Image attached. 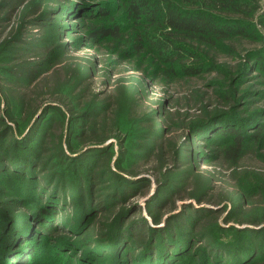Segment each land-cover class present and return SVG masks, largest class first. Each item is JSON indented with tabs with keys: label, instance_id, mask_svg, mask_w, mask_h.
<instances>
[{
	"label": "rangeland",
	"instance_id": "1",
	"mask_svg": "<svg viewBox=\"0 0 264 264\" xmlns=\"http://www.w3.org/2000/svg\"><path fill=\"white\" fill-rule=\"evenodd\" d=\"M100 1L26 0L7 6L0 0V108L6 103L8 109L19 107L25 96L32 100L30 121L37 120L25 136L0 139V203L21 197L10 180L32 182L37 192L47 198L54 194L57 200L56 220L51 215L43 217L44 222L27 218L20 227L36 236L37 241L30 242L35 250L31 260L117 261L114 254L93 260L96 255L85 256L82 250L100 234L101 223L112 213L107 211L121 203L103 213H96L92 203L80 204L82 199L101 200L116 188L129 190L122 203L135 206L129 215L132 221L143 217L150 222L147 206L162 211V220L177 211L163 229L166 244L181 251L195 249L206 264H239L244 259L238 254L236 262L231 255L216 253L223 249L248 250L254 244L264 254V138L259 146L246 144L240 159L232 163L221 150L226 139L212 133L254 110L261 111L252 120L264 125V67L258 60L264 57V0H257L253 14L258 35L241 39L235 52L211 49L214 63L189 77L175 76L150 52L124 57L114 42L90 45L87 14ZM22 65L32 68L31 78L14 74ZM60 91L68 96L63 101ZM80 112L86 117L72 120ZM101 118L107 126L119 127V137L98 139ZM63 138L84 151L73 157L63 147L71 159L68 164L55 155L61 141L65 146ZM34 147L37 155L32 154ZM41 156L45 164L39 166ZM86 171L98 180L82 183ZM31 174L35 180L27 178ZM78 211L82 215L77 216ZM75 219L80 222L75 224ZM51 224L54 228L47 229ZM12 230L5 229L3 238ZM224 237L239 244L227 247L219 241ZM26 247L13 250L1 264H19L14 254L28 252H20ZM254 250L246 258H252Z\"/></svg>",
	"mask_w": 264,
	"mask_h": 264
},
{
	"label": "trees",
	"instance_id": "2",
	"mask_svg": "<svg viewBox=\"0 0 264 264\" xmlns=\"http://www.w3.org/2000/svg\"><path fill=\"white\" fill-rule=\"evenodd\" d=\"M25 1L3 0V3L7 6H19L23 5ZM257 7V0H103L94 6L92 12L87 14L89 22L85 24L86 38L90 41V45H95L101 40L114 42L120 46L119 53L124 57H141L144 52H150L156 60L168 66L169 71L175 76L189 77L199 73L207 64L214 63L215 58L210 54L211 49L217 51L225 49L226 53L235 52L237 48L235 44L241 39L258 35L257 30L255 31L253 27V14ZM258 60L263 63L264 67V57H259ZM16 71L18 73L15 72V75L25 78H31L33 73L31 67L24 65ZM19 73L21 75H18ZM54 92L58 93V88ZM58 97L63 101L68 96L60 91ZM19 101V107L14 106V109H8L10 105L7 103V106L0 108V139L8 138V136L10 139L25 136L36 125L37 120L30 121L33 117H30L31 98L22 96ZM260 111L254 110L253 113L240 116L234 122L220 123L221 125L212 131L226 139L225 145L221 148L225 155L224 158L230 159L232 163L237 162L242 156L246 144L255 142L258 146L261 145L264 138V125L252 120L253 114ZM79 115H82L83 118L86 117L84 112H80L74 114L72 120L77 119ZM98 121L100 123L97 129L99 131L98 139L109 136L119 137L120 129L117 125L107 126L104 118ZM247 126L253 132H247L245 129ZM64 140L65 146L61 141L55 155L58 161L68 164L71 159L63 147L67 148L73 157L79 156L84 151L76 150L67 143L66 138H63ZM28 141L30 138L27 139ZM32 150L35 151H32V154L37 155V148L34 147ZM41 153L43 155L44 151ZM44 161L41 156L38 165L42 166L45 164ZM73 169H75L74 166ZM42 171L46 170L43 168ZM109 173L117 176L113 170H109ZM83 174L80 178L82 183H85V180L94 183L91 181L93 178L98 180L96 174H89L88 171ZM6 175L9 176V174ZM27 178H31V181L35 180L32 174ZM7 181L9 180L7 179ZM9 184L12 189H16L15 191L21 194V197L18 200L6 199L8 201L0 203V264L10 256L9 254L13 250L19 249L24 244H27L26 250L21 249L20 252L27 250L28 252L21 255L14 254V257L19 259V264H36L35 260H31L35 250L33 244H30V242L37 241L36 236L28 230L22 232L20 227L27 218L44 222L46 220L43 217L51 215L56 220L57 200L54 194L51 195V198H47L45 193L37 192L32 182L28 184L10 180ZM128 191V188L124 191L116 188L107 197L101 200L98 198L93 202L88 198V202L85 203L81 198V207L92 203V207L97 209L96 213L106 212L121 203L120 206L107 211L112 212L111 215L101 223L100 234L98 233L96 237L89 240L90 246L82 250L83 255H96L92 257L93 260L99 258L104 261L106 259L104 255L112 257L111 254H114L118 260H114L112 264H195V261L198 263L201 261L199 264H206L202 259L203 256L195 249L181 251L178 247H174L173 243L166 244L167 231H163V229H167L166 227L173 222L177 211L168 213L162 220L164 214L162 211L153 212L147 206L151 215L150 222H147L143 217L134 218V221L130 220V212L135 206L122 203L128 198ZM83 192L82 190L81 196ZM76 213L77 216L78 213L82 215L80 211ZM161 221L163 224L158 225ZM77 222L80 220L75 219L74 223L77 224ZM54 226L55 224H51L46 228L53 229ZM5 229L12 230L13 234L9 236L7 234L3 238ZM55 230L57 231L58 228ZM113 233H117V235ZM226 237L219 241L227 247H236L239 244ZM120 239L125 243L119 245ZM254 248L257 255L253 254L252 258H246L252 253L249 251ZM230 250L223 249L216 253L223 256L231 255L236 262H238L237 255L242 254L244 259L238 262L239 264H264L262 248L254 244L248 250ZM261 261L263 262L261 263ZM103 263L105 264V262ZM215 264H219V262L216 261Z\"/></svg>",
	"mask_w": 264,
	"mask_h": 264
}]
</instances>
